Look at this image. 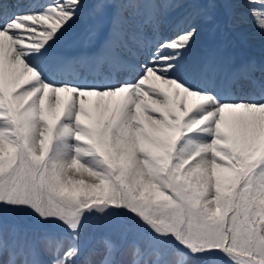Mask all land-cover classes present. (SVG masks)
I'll return each instance as SVG.
<instances>
[{
  "label": "snow or ice",
  "instance_id": "snow-or-ice-1",
  "mask_svg": "<svg viewBox=\"0 0 264 264\" xmlns=\"http://www.w3.org/2000/svg\"><path fill=\"white\" fill-rule=\"evenodd\" d=\"M249 20L264 40V0H0V264H264Z\"/></svg>",
  "mask_w": 264,
  "mask_h": 264
},
{
  "label": "rangeland",
  "instance_id": "rangeland-1",
  "mask_svg": "<svg viewBox=\"0 0 264 264\" xmlns=\"http://www.w3.org/2000/svg\"><path fill=\"white\" fill-rule=\"evenodd\" d=\"M224 23L223 16H217V18L212 22H203L201 24V31L200 34L196 39L200 38V43L194 42L193 45V52L194 48L199 47V45H203L207 47L209 44L213 43L216 39L217 32L214 31V28L217 24L222 25ZM246 26L247 24L251 26V29H246L244 25H240L233 35H230V51L237 57H254L258 60L264 59V48H259L257 46H264V40L260 39L259 33L257 31L256 23L255 21L249 20L247 23H244ZM82 30V22H78L77 25L74 26L73 29V35L78 36L79 33ZM248 30H251L250 32ZM234 36L237 39H241L244 45H246L249 48L250 54H247L244 52V48H239V45L236 46L234 44ZM236 42V41H235ZM204 47V48H205Z\"/></svg>",
  "mask_w": 264,
  "mask_h": 264
},
{
  "label": "bare ground",
  "instance_id": "bare-ground-1",
  "mask_svg": "<svg viewBox=\"0 0 264 264\" xmlns=\"http://www.w3.org/2000/svg\"><path fill=\"white\" fill-rule=\"evenodd\" d=\"M245 23H247V22H245ZM241 25H244V26H246L244 23H242ZM246 29H251V26L250 25H248L247 24V26L245 27ZM249 32L251 31V30H248ZM198 37V36H197ZM200 39H196V42H198V43H200ZM257 47H261V48H264V46L263 45H261V46H257ZM202 49V47H199V48H194V52H198V51H200Z\"/></svg>",
  "mask_w": 264,
  "mask_h": 264
}]
</instances>
